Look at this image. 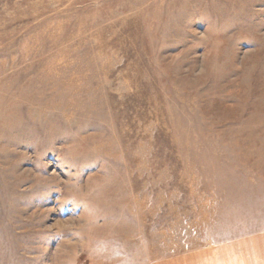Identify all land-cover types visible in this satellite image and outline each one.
I'll return each instance as SVG.
<instances>
[{"label":"rangeland","instance_id":"rangeland-1","mask_svg":"<svg viewBox=\"0 0 264 264\" xmlns=\"http://www.w3.org/2000/svg\"><path fill=\"white\" fill-rule=\"evenodd\" d=\"M0 264H264V0H0Z\"/></svg>","mask_w":264,"mask_h":264}]
</instances>
